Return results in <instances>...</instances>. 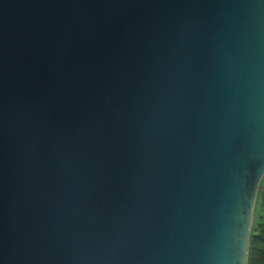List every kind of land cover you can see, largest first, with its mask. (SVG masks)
Masks as SVG:
<instances>
[{
	"label": "water",
	"instance_id": "obj_1",
	"mask_svg": "<svg viewBox=\"0 0 264 264\" xmlns=\"http://www.w3.org/2000/svg\"><path fill=\"white\" fill-rule=\"evenodd\" d=\"M264 176V0H0V264H247Z\"/></svg>",
	"mask_w": 264,
	"mask_h": 264
},
{
	"label": "trees",
	"instance_id": "obj_2",
	"mask_svg": "<svg viewBox=\"0 0 264 264\" xmlns=\"http://www.w3.org/2000/svg\"><path fill=\"white\" fill-rule=\"evenodd\" d=\"M262 180L250 237V264H264V177Z\"/></svg>",
	"mask_w": 264,
	"mask_h": 264
},
{
	"label": "rangeland",
	"instance_id": "obj_3",
	"mask_svg": "<svg viewBox=\"0 0 264 264\" xmlns=\"http://www.w3.org/2000/svg\"><path fill=\"white\" fill-rule=\"evenodd\" d=\"M264 177V176H263ZM263 179V178H262ZM263 180H261L260 182V186H259V190L261 189V183H262ZM259 190H258V194H257V199H256V204H255V208H254V216H253V223L255 222V216H256V206H257V201H258V198H259ZM252 227H253V224H252ZM252 230V228H251ZM250 237H251V234H250ZM249 253H250V246H249ZM247 264H250L249 262V255H248V263Z\"/></svg>",
	"mask_w": 264,
	"mask_h": 264
}]
</instances>
